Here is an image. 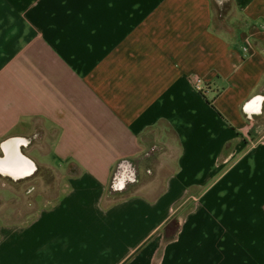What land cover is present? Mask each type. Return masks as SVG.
Returning a JSON list of instances; mask_svg holds the SVG:
<instances>
[{"label":"crops","instance_id":"1","mask_svg":"<svg viewBox=\"0 0 264 264\" xmlns=\"http://www.w3.org/2000/svg\"><path fill=\"white\" fill-rule=\"evenodd\" d=\"M234 12L235 38L211 0H0V264H264V0ZM151 131L154 174L110 200Z\"/></svg>","mask_w":264,"mask_h":264},{"label":"trees","instance_id":"2","mask_svg":"<svg viewBox=\"0 0 264 264\" xmlns=\"http://www.w3.org/2000/svg\"><path fill=\"white\" fill-rule=\"evenodd\" d=\"M226 13V9L223 10V11H220V17L221 18H224V15ZM261 91H264V85L263 87L261 88ZM209 104H211L213 106L212 103L209 102ZM154 133V131H151L149 134L145 135L143 137V139L145 140V142L147 143V146H148V150L147 152L142 155L141 157L137 158V159H128V160H123V161H120L117 166L115 167L114 171H113V174L111 176V180H110V183L108 185V188H107V198H109L110 200H118L120 198H123L127 195H129L132 191V188L131 187L130 189H127L123 192H119V191H116L114 188H113V183H114V180H115V177L119 171V168H120V165L124 162H130L132 163L137 169L140 167V168H145L146 170V175L147 176H152L155 172V165L158 163V160H159V157L160 155L165 152V147H162V146H159L155 143H153L152 141H150L151 139L150 138V134ZM232 144L229 143L227 144V146H225L224 150H223V155L222 157L225 158L226 156V152L229 148V146ZM199 191L198 188L196 187H191L188 191V194H187V197L185 198V200H183L182 202L178 203L176 206H175V211H177L175 213V215H173V217L167 222L165 223V225L163 226V235H164V238H165V241H170V240H173L174 238V235L173 233H170V230L172 229L173 225H174V219H175V216L177 215H180L181 216V219L189 212L193 209V204L189 203V202H186L188 198H190L192 195L194 194H197ZM186 202L185 205H183L184 203ZM179 218V217H178ZM179 222H180V218H179Z\"/></svg>","mask_w":264,"mask_h":264},{"label":"water","instance_id":"3","mask_svg":"<svg viewBox=\"0 0 264 264\" xmlns=\"http://www.w3.org/2000/svg\"><path fill=\"white\" fill-rule=\"evenodd\" d=\"M232 0H211L213 8L216 12L217 18L220 22H224L226 18L229 15L230 12V7L229 5L231 4ZM226 9V13L224 15V18L220 17V11H223ZM263 106V97L262 96H257L253 99H251L246 105L244 106V111L251 116L253 114H256L259 110H261ZM42 134L41 133H35L31 136H19L17 138H20L23 143L24 147L20 151V154L26 161L27 165H31L33 167L34 173L31 176L33 178L35 175H38L41 166L38 164V162H35L32 158H30L26 152L33 146L35 145L38 141L42 139ZM15 139V138H14ZM8 141H4L0 145V149L3 153V147L5 144H7ZM139 181L138 179V170L137 168L130 162H124L120 165L119 171L115 177L114 183H113V188L116 191L123 192L126 190L128 184H135Z\"/></svg>","mask_w":264,"mask_h":264},{"label":"rangeland","instance_id":"4","mask_svg":"<svg viewBox=\"0 0 264 264\" xmlns=\"http://www.w3.org/2000/svg\"><path fill=\"white\" fill-rule=\"evenodd\" d=\"M229 7H230V12H229L228 17L226 18L229 27L225 28L224 23H221L219 20L216 21L215 25L217 27H219V25H221L222 27H219L220 29L224 30L225 32H228L231 37L235 38L237 30L243 26L244 20L241 18H239L237 20V15L234 12L235 8H236V0H232ZM46 144L47 145H45L43 150H41L40 152L37 151V153L36 152L33 153L37 157L38 164L41 166V170H40L39 174L37 175V184H36V193L35 194L41 193L38 190L39 185L48 184L54 179V177L52 175V171L50 170V167L45 166L47 164L50 165L52 162V158H51L52 142L49 141ZM29 199L30 198L28 196L27 200H26L27 204L31 203L29 201ZM27 214H28V211H27ZM179 216L180 215L175 216L174 225H173L172 229L170 230V233H173L174 236H176L178 229L180 227V222H179V218H178ZM162 233H163V228H162Z\"/></svg>","mask_w":264,"mask_h":264},{"label":"flooded vegetation","instance_id":"5","mask_svg":"<svg viewBox=\"0 0 264 264\" xmlns=\"http://www.w3.org/2000/svg\"><path fill=\"white\" fill-rule=\"evenodd\" d=\"M130 185H131V184H128V185H127V188H128ZM127 188H126V189H127Z\"/></svg>","mask_w":264,"mask_h":264}]
</instances>
